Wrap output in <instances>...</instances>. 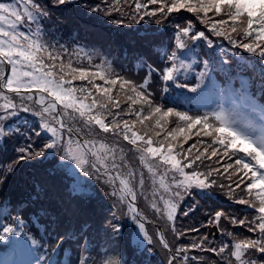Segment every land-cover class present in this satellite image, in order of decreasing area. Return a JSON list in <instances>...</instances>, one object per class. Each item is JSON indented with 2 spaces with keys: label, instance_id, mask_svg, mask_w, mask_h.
Instances as JSON below:
<instances>
[{
  "label": "snow or ice",
  "instance_id": "6c2138e0",
  "mask_svg": "<svg viewBox=\"0 0 264 264\" xmlns=\"http://www.w3.org/2000/svg\"><path fill=\"white\" fill-rule=\"evenodd\" d=\"M0 100V264H264V0L0 2Z\"/></svg>",
  "mask_w": 264,
  "mask_h": 264
},
{
  "label": "trees",
  "instance_id": "16d2710c",
  "mask_svg": "<svg viewBox=\"0 0 264 264\" xmlns=\"http://www.w3.org/2000/svg\"><path fill=\"white\" fill-rule=\"evenodd\" d=\"M0 2H11V0H0ZM90 38L93 40V42H95V43H97V44H99V45L107 48V46H108V41L107 40H105V39L97 36L96 34H92ZM194 140H195V137H193V141H192V137H191L192 143L194 142ZM137 160H139V159H137ZM239 207L244 208L246 206L240 205ZM250 211H255V210H250ZM229 227L232 228L234 231H236L238 234H240L241 238H243L244 236H254V235H256L254 233L247 232V229L246 228H243L242 226H239V225H237V226H231V225H229ZM206 230L207 229H203V228L201 229V231H206ZM216 237H217V239H219L220 238V233ZM207 255L214 257L215 256V253H207ZM233 259H235V258L233 257Z\"/></svg>",
  "mask_w": 264,
  "mask_h": 264
},
{
  "label": "rangeland",
  "instance_id": "374dc122",
  "mask_svg": "<svg viewBox=\"0 0 264 264\" xmlns=\"http://www.w3.org/2000/svg\"><path fill=\"white\" fill-rule=\"evenodd\" d=\"M73 83H74V84H79V83H81V82H80V81H74ZM0 103H3V101L0 100ZM24 115H28V114H24ZM33 119H35V118H33ZM172 127H174V125H172ZM170 130H171V128L169 127V128H166L165 132H160L159 135H158V137H157V139H163V138L166 136L167 132L170 131ZM157 132H159V129H157ZM191 137H192V141H193V137H194V136H192V135H191V132H190V134H189V139H188L187 141L184 142V147H185V148H187L188 145L192 143V141H191ZM178 139H179V138H178ZM124 143L127 144V141H125ZM136 158L139 159L138 156H137ZM137 159H136V163L138 164V163H139V160H137ZM221 163H222V162H221ZM144 170H145V173H147V169L145 168Z\"/></svg>",
  "mask_w": 264,
  "mask_h": 264
},
{
  "label": "water",
  "instance_id": "95a60500",
  "mask_svg": "<svg viewBox=\"0 0 264 264\" xmlns=\"http://www.w3.org/2000/svg\"><path fill=\"white\" fill-rule=\"evenodd\" d=\"M213 232L215 233L216 236H218L219 232L215 228H213Z\"/></svg>",
  "mask_w": 264,
  "mask_h": 264
}]
</instances>
